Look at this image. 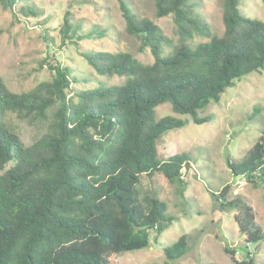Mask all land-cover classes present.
<instances>
[{"label": "trees", "instance_id": "1", "mask_svg": "<svg viewBox=\"0 0 264 264\" xmlns=\"http://www.w3.org/2000/svg\"><path fill=\"white\" fill-rule=\"evenodd\" d=\"M153 1L156 17L171 16L175 44L151 19L116 0L125 32L138 40L139 51L151 53V63L127 51L81 52L96 74L124 77L120 84L73 93L76 78L68 68L48 65L49 80L13 92L0 76V264H108L112 254L148 247L150 232L159 234L174 220L153 177L160 173L181 193L188 161L183 152L158 159V138L185 121L173 114L156 119L155 107L168 102L175 114L205 123L210 116H199V110L264 69V21L242 15L240 0H222L221 35L212 34L193 12V0ZM16 2L0 0V5L13 10ZM60 34L62 44L77 36L69 12ZM194 35L207 40L192 44ZM164 47L170 49L164 53ZM10 113L46 124L47 130L25 146L7 119ZM226 164L231 175L255 187L264 183V126L245 155L238 161L227 157ZM143 175L149 186L142 191ZM208 192L221 211L234 212L245 244L264 241L246 198L230 193L227 185ZM187 249L183 233L163 254L172 261ZM234 261L254 264L249 254Z\"/></svg>", "mask_w": 264, "mask_h": 264}, {"label": "rangeland", "instance_id": "2", "mask_svg": "<svg viewBox=\"0 0 264 264\" xmlns=\"http://www.w3.org/2000/svg\"><path fill=\"white\" fill-rule=\"evenodd\" d=\"M125 1L138 17L151 19L173 44L177 42L171 16L156 17L153 0ZM191 3L193 12L206 20L211 33L221 35L222 0ZM238 8L242 15L264 21L261 0H240ZM28 9L34 13H28ZM65 12H69L71 29L77 36L62 44L60 28ZM89 32L91 35L87 37ZM79 35L84 37L78 40ZM205 40L194 35L190 42ZM138 44L135 37L125 32L116 0H17L13 10L0 5V76L13 92L28 91L39 82L49 80L48 65L68 68L70 76L76 78L71 83L73 93L120 84L124 77L96 74L81 52L127 51L140 62L151 63V53L139 51ZM169 49L164 47L163 52ZM263 107L264 69L243 77L221 93L218 102L199 110V116H210L205 123L195 124L189 116L175 114L168 102L155 107L156 119L173 114L185 121L183 127L169 130L157 140L160 160L177 153L187 154V170L182 168L185 186L180 193L176 184L168 182L160 173L154 175L153 185L167 205V215L174 220L161 233L150 232L148 247L112 254L108 264H236L234 260H243L248 254L254 264L264 263V241L245 244L234 222V212L221 211L208 192L227 185L230 193L246 198L253 209L255 223L264 231V183L258 187L251 185L245 178L231 175L226 164L227 157L240 160L261 134ZM254 108L260 111L254 112ZM7 119L25 146L47 130L46 124L21 119L14 113L8 114ZM148 186L143 175L142 191ZM183 233L187 234L186 253L176 260H166L163 247Z\"/></svg>", "mask_w": 264, "mask_h": 264}, {"label": "water", "instance_id": "3", "mask_svg": "<svg viewBox=\"0 0 264 264\" xmlns=\"http://www.w3.org/2000/svg\"><path fill=\"white\" fill-rule=\"evenodd\" d=\"M187 164H188V163H185V165H184V169H185V170H187Z\"/></svg>", "mask_w": 264, "mask_h": 264}]
</instances>
